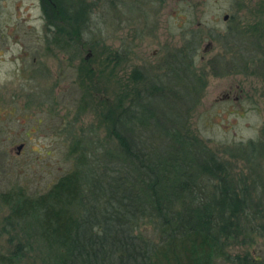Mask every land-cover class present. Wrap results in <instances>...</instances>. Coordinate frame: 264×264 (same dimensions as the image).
<instances>
[{"label":"trees","instance_id":"1","mask_svg":"<svg viewBox=\"0 0 264 264\" xmlns=\"http://www.w3.org/2000/svg\"><path fill=\"white\" fill-rule=\"evenodd\" d=\"M39 1L55 45L75 51L103 44L112 66L128 58L124 39L120 49L88 35L103 0ZM185 38L163 60V73L132 70L119 92L107 90L103 127L72 143L64 155L71 166L52 186L2 195L6 227L15 233L0 264L38 252L45 264H264L246 248L264 229V184L252 195L254 177L240 174L235 161L248 163L251 175L258 163L237 144L220 155L192 129L205 80L195 73L196 39ZM243 145L254 151L264 141Z\"/></svg>","mask_w":264,"mask_h":264},{"label":"rangeland","instance_id":"2","mask_svg":"<svg viewBox=\"0 0 264 264\" xmlns=\"http://www.w3.org/2000/svg\"><path fill=\"white\" fill-rule=\"evenodd\" d=\"M102 2L88 35L112 48L121 49L125 40L130 54L115 66L106 63L103 44L81 43L75 51L55 45L57 33L46 29L39 0H0V252L9 249L15 233L6 227L9 207L2 195L20 187L41 194L52 186L71 166L64 155L72 137H92L103 127V101L112 97L107 90L119 92L132 70L163 73V60L181 49L185 36L196 39L195 73L205 80L192 129L220 155L237 144L241 155L258 163L251 175L248 163L235 161L240 174L254 177L252 195L264 184V147L250 151L243 145L264 141V0ZM135 81L137 88L143 85L137 74ZM96 134L102 136L101 130ZM246 248L264 257V229ZM38 254L19 264H45Z\"/></svg>","mask_w":264,"mask_h":264},{"label":"flooded vegetation","instance_id":"3","mask_svg":"<svg viewBox=\"0 0 264 264\" xmlns=\"http://www.w3.org/2000/svg\"><path fill=\"white\" fill-rule=\"evenodd\" d=\"M11 108H14L15 109L16 108V105L14 107H11ZM24 116H25V119L28 117L27 115H25V113H24ZM72 138H73V142L72 143L74 144V147H75V142H76V139L77 138H75L74 136ZM20 145H21V147L18 150H17V147H16L17 155L21 152L20 149L23 147V143H20Z\"/></svg>","mask_w":264,"mask_h":264},{"label":"water","instance_id":"4","mask_svg":"<svg viewBox=\"0 0 264 264\" xmlns=\"http://www.w3.org/2000/svg\"><path fill=\"white\" fill-rule=\"evenodd\" d=\"M21 147V145H18L17 150Z\"/></svg>","mask_w":264,"mask_h":264}]
</instances>
